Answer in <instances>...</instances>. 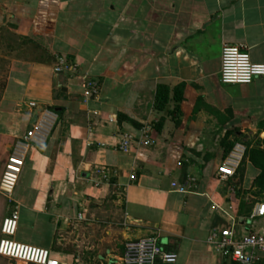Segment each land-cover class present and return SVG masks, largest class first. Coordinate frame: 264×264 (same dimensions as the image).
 I'll use <instances>...</instances> for the list:
<instances>
[{"label":"crops","instance_id":"crops-1","mask_svg":"<svg viewBox=\"0 0 264 264\" xmlns=\"http://www.w3.org/2000/svg\"><path fill=\"white\" fill-rule=\"evenodd\" d=\"M225 43L264 64V0H0V181L39 127L12 199L0 195V239L17 211L15 239L60 264H121L127 242L152 235L174 264H229L209 238L264 231V217L248 219L264 199L242 206L249 194L238 195L262 170L245 157L242 179L222 180L218 167L239 133L264 149V77L222 83ZM60 57L97 82L96 96L55 72ZM146 126L154 144L123 153L121 139ZM189 177L188 192L175 189Z\"/></svg>","mask_w":264,"mask_h":264},{"label":"built area","instance_id":"built-area-1","mask_svg":"<svg viewBox=\"0 0 264 264\" xmlns=\"http://www.w3.org/2000/svg\"><path fill=\"white\" fill-rule=\"evenodd\" d=\"M56 73H71L80 80V85L89 95L96 96L99 92L98 84L86 74H79L78 69L68 59L60 57L55 66ZM221 81L224 84L246 85L264 77V64L255 63L244 47L238 44L225 43L222 48ZM31 106L35 107L34 103ZM39 127L29 131L23 142H18L6 165L0 183V193L9 200L12 199L25 162L26 143L34 140ZM148 147L154 144L150 136V128L144 127L141 135H125L119 142V149L129 153L133 144ZM244 145L237 143L218 167V174L222 180H228L236 175L245 155ZM96 174L102 180L109 181L107 169L98 168ZM194 179L189 177L182 184L173 183L176 190L188 192L193 186ZM264 217V201L254 206L248 219L254 220ZM79 218H82L80 215ZM18 212L14 211L3 220L0 239V256L22 264H60L47 249L21 243L15 239L18 228ZM209 242L216 247L217 253L229 264H256L264 259V231L247 235H238L235 227L231 229H217L212 232ZM177 254L167 250L156 235L131 240L125 245V252L121 264H174Z\"/></svg>","mask_w":264,"mask_h":264},{"label":"trees","instance_id":"trees-1","mask_svg":"<svg viewBox=\"0 0 264 264\" xmlns=\"http://www.w3.org/2000/svg\"><path fill=\"white\" fill-rule=\"evenodd\" d=\"M180 88L175 89V93L179 90ZM170 88L167 85L160 84L157 87V92H156V99H155V107L158 110H164L167 105L170 102ZM176 96V95H175ZM180 100V98L178 99ZM182 100V99H181ZM238 137L240 138V144L244 145L245 147V155L244 158L241 162V165L239 169L236 172V177L238 176L239 180L242 179L243 177V172H244V161L245 157H249L251 162L258 166L262 171L259 177L256 179L254 187V190H249V191H242V189H238V195H241L242 193L249 194L248 197H244L242 201V206L249 205L251 207L254 206V204L259 200L260 196L264 194V149L261 148V143L258 142L253 145V141L247 140L248 135L239 133ZM236 143H230V148L228 149V153L234 148ZM8 157V161H9ZM6 169V168H5ZM5 172V171H4ZM2 180V179H1ZM239 182V181H238ZM1 183V181H0ZM0 195L8 200L7 197H5L2 193ZM252 209H249V213H251ZM256 264H264V259L260 260Z\"/></svg>","mask_w":264,"mask_h":264},{"label":"rangeland","instance_id":"rangeland-1","mask_svg":"<svg viewBox=\"0 0 264 264\" xmlns=\"http://www.w3.org/2000/svg\"><path fill=\"white\" fill-rule=\"evenodd\" d=\"M259 199H264V194L260 196ZM15 261H12L10 259L4 258L2 256H0V264H14Z\"/></svg>","mask_w":264,"mask_h":264},{"label":"water","instance_id":"water-1","mask_svg":"<svg viewBox=\"0 0 264 264\" xmlns=\"http://www.w3.org/2000/svg\"><path fill=\"white\" fill-rule=\"evenodd\" d=\"M57 86L61 88V84L60 83H58ZM63 90H66V89H63ZM38 113H39V110H36L35 113H34L33 119H32V124H34L36 122V120L38 118Z\"/></svg>","mask_w":264,"mask_h":264}]
</instances>
